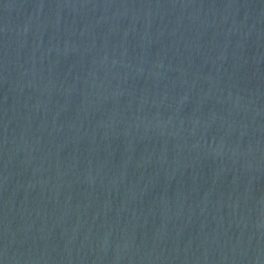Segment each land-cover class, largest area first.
I'll return each mask as SVG.
<instances>
[{"label": "water", "instance_id": "95a60500", "mask_svg": "<svg viewBox=\"0 0 264 264\" xmlns=\"http://www.w3.org/2000/svg\"><path fill=\"white\" fill-rule=\"evenodd\" d=\"M0 264H264V0H0Z\"/></svg>", "mask_w": 264, "mask_h": 264}]
</instances>
